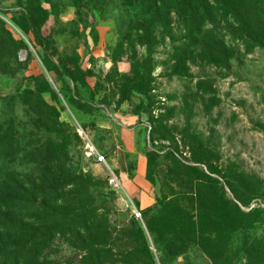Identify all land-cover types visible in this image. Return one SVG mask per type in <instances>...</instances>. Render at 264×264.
Masks as SVG:
<instances>
[{
  "label": "rangeland",
  "instance_id": "obj_1",
  "mask_svg": "<svg viewBox=\"0 0 264 264\" xmlns=\"http://www.w3.org/2000/svg\"><path fill=\"white\" fill-rule=\"evenodd\" d=\"M231 1L0 0V244L83 264L63 210L90 198L113 264L136 226L160 264L157 213L181 223L167 264H264V0L237 5L245 29Z\"/></svg>",
  "mask_w": 264,
  "mask_h": 264
},
{
  "label": "trees",
  "instance_id": "obj_2",
  "mask_svg": "<svg viewBox=\"0 0 264 264\" xmlns=\"http://www.w3.org/2000/svg\"><path fill=\"white\" fill-rule=\"evenodd\" d=\"M191 0H183L182 5H186ZM242 1L244 0H233L230 2V11L234 18L237 20V22L243 26V28H249V23L247 19L245 18L241 6L237 7L238 4L241 5ZM162 5H165L164 2L161 3ZM179 7V4H176ZM171 7L168 8V10ZM181 8V7H180ZM31 32L36 40V43L44 50L47 51L50 46V42H47V38L42 36L37 28L31 27ZM253 36L252 38L254 41L259 42V34H257L253 30ZM87 175L82 174L79 176V178H84ZM81 184V183H79ZM90 184V183H89ZM87 184V185H89ZM86 189V187H85ZM87 191H80L78 194V197H83V195H86ZM94 199H90L87 202V206L83 207H71L69 209H64L63 214H70L69 222H71V227L84 228L83 234H80L78 231L77 233V240L80 243H83L85 247V254L82 257L83 264H113L111 261L114 259L113 253L110 251V249L106 248V245L104 242V245L102 246H96L95 237L93 236V227H95L96 220L92 219V212L95 211L94 206ZM227 213V211L224 212V215ZM258 215V214H257ZM234 220L237 222L239 220V216L233 215ZM248 219V218H247ZM242 220L241 222H244ZM250 221V220H246ZM191 224L190 228L193 227V222H190ZM147 228L150 231V233L154 237V241L160 245V264H167L178 257H180L185 251L184 249V239L180 237V230H181V223L177 217L170 218L168 220L166 216L162 214H154L151 221L147 223ZM9 229H6V232ZM10 231V230H9ZM135 237L136 240H138V244H135L134 247L129 251H120L119 257L115 258L117 259V264H155L152 254L149 250V248L144 245V236L142 229L140 226H136V232ZM11 238V236H9ZM34 236L33 234H30L26 240H24L21 237H17L15 241H11L7 244H0V252L4 257H7L10 255H13V263L14 264H40V252L38 251V246L33 243ZM209 242L213 240H207ZM141 242V243H140ZM143 243V245H142ZM224 247V245H223ZM6 249H10V252H7ZM223 253H225L224 248L213 250L211 254H216V258H213L215 260L222 259L220 262L221 264H229L227 263L226 257L223 256ZM245 253L248 256L249 260L251 261V251L249 247L245 248ZM254 261L251 264H261L263 259L259 254L258 259L252 260Z\"/></svg>",
  "mask_w": 264,
  "mask_h": 264
},
{
  "label": "built area",
  "instance_id": "obj_3",
  "mask_svg": "<svg viewBox=\"0 0 264 264\" xmlns=\"http://www.w3.org/2000/svg\"><path fill=\"white\" fill-rule=\"evenodd\" d=\"M103 159H104L103 156L98 157V161H103Z\"/></svg>",
  "mask_w": 264,
  "mask_h": 264
}]
</instances>
